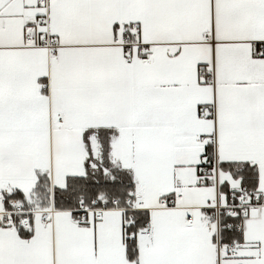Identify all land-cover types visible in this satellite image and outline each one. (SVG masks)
<instances>
[{
  "label": "snow or ice",
  "instance_id": "6c2138e0",
  "mask_svg": "<svg viewBox=\"0 0 264 264\" xmlns=\"http://www.w3.org/2000/svg\"><path fill=\"white\" fill-rule=\"evenodd\" d=\"M0 264H264V0H0Z\"/></svg>",
  "mask_w": 264,
  "mask_h": 264
}]
</instances>
